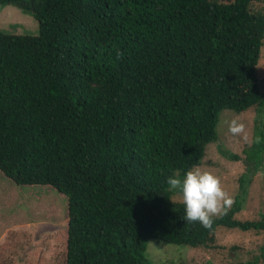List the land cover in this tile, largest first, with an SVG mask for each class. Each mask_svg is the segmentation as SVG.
I'll list each match as a JSON object with an SVG mask.
<instances>
[{
  "label": "trees",
  "instance_id": "16d2710c",
  "mask_svg": "<svg viewBox=\"0 0 264 264\" xmlns=\"http://www.w3.org/2000/svg\"><path fill=\"white\" fill-rule=\"evenodd\" d=\"M253 2L0 0L39 23L0 33V172L65 196L64 264H154L152 240L200 249L219 228L264 232V217L236 218L239 198L210 229L189 224L167 185L200 166L223 110L264 108ZM249 150L263 166L264 141Z\"/></svg>",
  "mask_w": 264,
  "mask_h": 264
},
{
  "label": "rangeland",
  "instance_id": "374dc122",
  "mask_svg": "<svg viewBox=\"0 0 264 264\" xmlns=\"http://www.w3.org/2000/svg\"><path fill=\"white\" fill-rule=\"evenodd\" d=\"M214 1L230 4L234 0ZM250 9L264 15V3L253 2ZM0 33L37 36L39 23L31 14L14 6H0ZM257 76L264 93V46ZM233 119L245 125L247 141L243 134L233 136L229 132L228 124ZM217 131L218 140L207 146L199 167L219 176L225 191L235 201L239 198L243 207L236 215L237 219L261 220L264 217V161L258 168L249 166L248 161L256 154V150H249L256 143V138H260L259 143L264 141V108H251L240 114L223 110ZM256 157H261V154L257 153ZM173 200L182 202L178 190L173 191ZM66 224L64 195L48 186H19L0 172L2 264H64L65 244L60 234ZM263 248L264 232L219 228L211 248L193 249L152 240L147 244L146 256L154 264H264Z\"/></svg>",
  "mask_w": 264,
  "mask_h": 264
},
{
  "label": "clouds",
  "instance_id": "9594fccd",
  "mask_svg": "<svg viewBox=\"0 0 264 264\" xmlns=\"http://www.w3.org/2000/svg\"><path fill=\"white\" fill-rule=\"evenodd\" d=\"M228 130L233 136L243 134L244 140H248L245 125L238 119L229 122ZM255 142L259 143L260 138L257 137ZM167 185L169 191L178 190L181 195L184 220L189 224L198 222L206 229L212 227L214 217L227 215L235 203L234 197L223 188L221 178L199 166L188 170L182 179L178 174L168 177Z\"/></svg>",
  "mask_w": 264,
  "mask_h": 264
},
{
  "label": "crops",
  "instance_id": "0c3cea01",
  "mask_svg": "<svg viewBox=\"0 0 264 264\" xmlns=\"http://www.w3.org/2000/svg\"><path fill=\"white\" fill-rule=\"evenodd\" d=\"M3 255V254H2ZM2 260H3V258H2Z\"/></svg>",
  "mask_w": 264,
  "mask_h": 264
}]
</instances>
